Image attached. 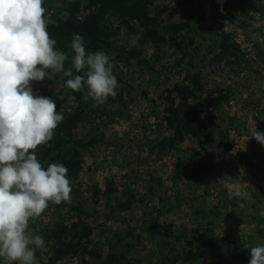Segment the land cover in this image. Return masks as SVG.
<instances>
[{
    "label": "rangeland",
    "instance_id": "obj_1",
    "mask_svg": "<svg viewBox=\"0 0 264 264\" xmlns=\"http://www.w3.org/2000/svg\"><path fill=\"white\" fill-rule=\"evenodd\" d=\"M192 1L126 0L143 5L141 14L123 4L102 19L100 0H44L47 31L51 25L68 39L62 51L74 33L83 36L82 23H96L89 34L103 44L86 50L111 57L119 86L115 99L96 105L85 102L86 88L66 90L62 72L31 83L64 117L40 162L64 164L78 149L83 167L68 177L70 201L49 202L30 221L46 243L36 264H249L250 248L264 244V147L249 139L255 127L264 132V0H201L202 17ZM222 35L240 45L237 62L220 55ZM181 86L191 93L187 102L175 92ZM182 104L212 122L213 142L171 126ZM230 190L243 195L229 199ZM74 224L79 235L67 238L64 254L55 231Z\"/></svg>",
    "mask_w": 264,
    "mask_h": 264
},
{
    "label": "clouds",
    "instance_id": "obj_2",
    "mask_svg": "<svg viewBox=\"0 0 264 264\" xmlns=\"http://www.w3.org/2000/svg\"><path fill=\"white\" fill-rule=\"evenodd\" d=\"M44 0H0V258L3 264H36L35 253L46 243L33 235L30 221L49 206L71 199L68 168L61 162L45 168L36 154L40 145L54 138L64 119L53 99L38 95L32 82L53 79L57 73L69 77L66 90L87 89L102 105L115 99L118 81L111 57L104 51L88 52L84 37L73 34L70 51L56 47L47 31ZM151 42L149 41V44ZM70 62L69 67H65ZM78 73V74H74ZM69 102L75 96H68ZM264 147V132L252 130ZM240 190L228 196L240 197ZM244 207L243 204L239 205ZM264 217V210L259 213ZM249 264H264V244L250 248Z\"/></svg>",
    "mask_w": 264,
    "mask_h": 264
},
{
    "label": "trees",
    "instance_id": "obj_3",
    "mask_svg": "<svg viewBox=\"0 0 264 264\" xmlns=\"http://www.w3.org/2000/svg\"><path fill=\"white\" fill-rule=\"evenodd\" d=\"M91 4H97V2L99 0H96V2L94 0H90ZM104 6L106 7L104 10H102V14L100 15L101 18H105L107 11L110 8H117V5H123L124 6V10H127V14L133 15V16H137L138 14H141V11L137 10L136 8H142L144 9L143 5L141 4H137V3H125L126 0H100ZM199 5L197 6V8L194 10L199 16L202 17L201 15V9L202 7L205 5V2H201V0H196ZM178 5L181 6H186L188 4V2H190V5L194 4V1L192 0H176ZM127 4V5H126ZM137 11L138 14L136 13ZM195 13V14H196ZM194 14V13H193ZM193 15H190V17H192ZM96 23H88V22H84L81 24V26L84 28L82 29V34L85 40V43H89V45H93L94 48H100L103 44V41L100 39V37L98 36L97 38L92 39L91 35L89 34V31L91 30V28H93L95 26ZM48 27H50L48 29V32L50 34V37L52 39H55L57 41L56 47L60 46V45H64L66 44L68 39H64L63 37V33H61V31L58 28H54L51 25H48ZM175 27H172L171 29L173 30V32H175ZM151 37H155L159 40H163L162 36H160V32L158 30H156L155 32H151L150 30L148 31ZM222 40L220 42V55L222 57H226L228 58L230 61L232 62H237L240 57H241V48L240 45L238 43L235 42H230L228 40V36L227 35H222L221 36ZM175 92L178 94V96L184 101L187 102L189 95L191 94L189 89L187 87H178ZM220 95H222V93L220 92ZM223 97V96H222ZM218 99V98H217ZM215 99V100H217ZM186 108L184 106V104H182L180 107H177L176 110H174V112L172 113L171 117L168 118V122L171 124V126L174 127V129H176V132L178 134H190L192 136H194L195 138L199 139L200 141L206 140L207 142H213V138L211 136L209 132V129H211L212 127V122H207L205 120L202 121H197L194 117V115H192L190 112H186ZM176 124L178 126H176ZM67 123L66 121L63 122L61 125H59L57 133L59 134L58 139H56V142L62 141V135L63 132L67 133ZM183 128V130H181ZM62 134V135H61ZM60 144V143H59ZM36 154L38 156V159H42V157H48L50 154V149H46L44 145H40L38 146V148L35 150ZM79 150L77 149L76 152L74 153V155L64 163V165L68 168V177H77L83 167L81 165V162L79 161ZM108 185L110 186L109 189H111L112 185L111 183H108ZM100 192V190H99ZM127 195L128 198L134 199L135 198V192L134 191H127ZM130 202V199L129 201ZM127 201L122 203L121 205L123 207L126 208L127 206ZM77 224H74L73 227H67V226H62V227H58L57 230L55 231V237L58 239V241L60 242L61 246L66 247L63 250H60L62 253H66L69 250V240L67 242V238L69 236H72L73 238L77 237L79 235V231H76L77 228Z\"/></svg>",
    "mask_w": 264,
    "mask_h": 264
}]
</instances>
